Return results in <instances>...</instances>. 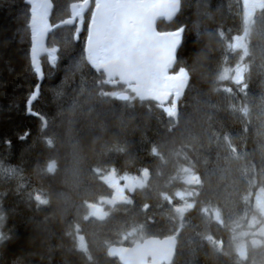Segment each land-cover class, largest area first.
<instances>
[{"label": "trees", "instance_id": "16d2710c", "mask_svg": "<svg viewBox=\"0 0 264 264\" xmlns=\"http://www.w3.org/2000/svg\"><path fill=\"white\" fill-rule=\"evenodd\" d=\"M50 1L55 26L83 0ZM31 15L28 0H0V264H120L106 247L128 244L123 236L129 230L134 241L176 232L171 264H264V242L252 243L264 222L254 204L256 191H264V5L254 13L241 56L231 45L242 28L241 0H179L172 25L182 34L174 67L185 84L174 118L125 85L106 84L102 71L85 61L82 41L71 42L72 26L49 32L47 45L64 48L66 65L77 68L76 88H85L83 117L68 134L78 142L90 187L98 182L97 170L148 173L140 191L101 220H84L59 198L61 186L48 170L54 157L43 139L49 111L27 112L39 83L30 57ZM236 63L244 66L241 81L233 78ZM48 79L43 83L55 82ZM119 92L130 98L117 99ZM42 102L51 113L59 105L48 96ZM189 170L198 192L179 222L168 195ZM41 195L47 204L39 202ZM240 242L244 257L236 251Z\"/></svg>", "mask_w": 264, "mask_h": 264}, {"label": "rangeland", "instance_id": "374dc122", "mask_svg": "<svg viewBox=\"0 0 264 264\" xmlns=\"http://www.w3.org/2000/svg\"><path fill=\"white\" fill-rule=\"evenodd\" d=\"M121 0L117 1L120 2ZM242 1V28L240 32L232 39V47L240 50L241 56L247 51V37L250 31L254 13L257 9L264 5V0H241ZM32 8L31 15V50L37 57V63L42 68V74L35 91V95H31L27 112L29 110L33 114H38L37 110L49 111L44 116L45 131L43 139L47 144L49 153L52 154L54 160L49 164H52V175L55 174L58 185L61 189L58 191L59 198L67 205L74 206L78 211V215L82 216L84 220H88L89 213L87 209L88 203H99L101 205H113L119 198V188L123 186L122 180L130 181L132 187H134L135 193L139 192L148 177V173L145 170L135 174L118 173L113 169L105 170L102 173L97 170L98 182L93 184L91 178L85 173L79 156V146L75 137L69 138V132L72 129V124H76L77 121L83 117V106L85 105L86 98L82 97L86 92L84 87L76 88V79L74 77L77 68H71L70 64L65 62L64 48L62 46L53 44L47 45V36L56 26L68 25L72 26V43L76 41H82L83 43V56L87 62V56L85 54V41L88 33V25L91 18V6L84 10L82 8V1L76 2L71 5V16L67 21L61 22L53 26L47 16L50 15L52 3L50 0H45L42 9L39 10L40 4L38 0H28ZM93 1L90 0V4ZM176 10L179 7V0H175ZM46 15V19H44ZM48 20V21H47ZM181 30V29H180ZM63 57V58H62ZM66 57V56H65ZM68 59V55L66 57ZM88 63V62H87ZM79 64V60L75 62V66ZM89 64V63H88ZM95 65V64H93ZM47 66V67H46ZM90 66V65H89ZM95 71H100L99 67L95 66ZM50 71L46 75V69ZM125 69V63H116L115 69L106 68L102 73L105 76L104 82L110 86H116L117 84L125 85V88L132 90L134 97L140 99L152 100L154 105L162 109L165 115L171 118L175 117L176 105L181 96L184 84L185 74L179 70L176 75L177 87L172 88L171 92L160 91V86L153 84L140 85L136 83L137 78L128 75ZM230 71V69L228 70ZM227 70L225 71L228 74ZM233 78L236 81H241L244 66L236 63L233 69ZM52 78L54 83H43L44 80ZM89 80V79H88ZM97 84V83H95ZM159 88V89H158ZM90 89L87 90V94L90 93ZM77 94V96H76ZM44 96H48L50 100L59 103L58 108L54 106L52 113L47 103L43 104L42 100ZM84 104V105H83ZM50 114V115H49ZM55 117V118H54ZM64 136V140H58L59 137ZM50 147V148H49ZM68 177V178H67ZM199 180L195 173L192 171H186L181 178L177 179L173 183L172 191L168 195L172 213L177 216L178 221L185 220V213L191 209L194 205L192 197L196 195ZM79 197L80 200H79ZM90 197H95L96 202L89 201ZM38 200L42 204L48 203V197L41 195ZM254 204L260 213L264 217V191L259 189L254 194ZM210 206H214V203H210ZM115 207H108L106 213ZM215 210V218L219 220ZM134 230H129L127 235L123 236V240L127 239L128 243L133 242ZM176 236V232L173 234ZM143 236H141L142 239ZM145 237V236H144ZM143 237V238H144ZM263 237V239H260ZM263 240V241H262ZM124 242V241H122ZM264 242V222L260 224L257 230H255V238L252 239V243L255 246H260ZM78 248L85 249L84 240H79ZM236 251L240 256H245L247 253L246 244L240 242L236 246Z\"/></svg>", "mask_w": 264, "mask_h": 264}, {"label": "water", "instance_id": "95a60500", "mask_svg": "<svg viewBox=\"0 0 264 264\" xmlns=\"http://www.w3.org/2000/svg\"><path fill=\"white\" fill-rule=\"evenodd\" d=\"M92 1V4H90V0L82 1V8L84 10L91 6V18L85 41L86 60L93 69H96L94 66H97L100 71H104V69L109 68L102 62L103 56L109 47V36L111 35L114 39L117 38L118 33H120L121 23L125 20L129 22L133 14L139 13V8L137 5L132 4L114 5L111 0ZM124 1L131 2L133 0ZM38 2L40 10L45 0H38ZM161 6L160 3H157L151 7L152 19L149 24L151 30L148 33V36L152 38V42L149 44L151 49L145 48V51L142 52L145 56L144 59L153 61V48H157L158 46L161 48V39L168 44V50L165 51V61L162 65L155 63L158 69L168 63H175L176 52L180 45L182 34L181 30L161 35L155 33L153 25L155 19L163 13L157 10ZM45 17L46 15H44V19H46ZM47 17L49 19V16ZM102 21L103 27H101ZM115 97L119 100H127L129 94L127 92H119ZM87 209L89 215L98 220L104 219L106 216L104 209L97 203H88ZM176 247L177 237L173 234L161 237L146 236L128 244H110L106 247V254L110 258L116 259L120 264H171L176 254Z\"/></svg>", "mask_w": 264, "mask_h": 264}, {"label": "flooded vegetation", "instance_id": "af4514ba", "mask_svg": "<svg viewBox=\"0 0 264 264\" xmlns=\"http://www.w3.org/2000/svg\"><path fill=\"white\" fill-rule=\"evenodd\" d=\"M138 1L141 2H130V4L138 6L139 13L133 14L129 20V27L123 37V42L120 44L117 43L120 38V33H118V37L115 39L110 35L109 47L107 48L106 54L103 56L102 62L109 68L113 69H115L116 63H125V69L128 70L126 72L128 75L144 80L145 84L154 83L156 86H160V89L158 88L160 91L167 93L171 92L172 88L178 86L176 75L179 70L175 69V63H168L159 69L156 66V64L162 65L165 61V51L168 50V44L161 39V48L158 46L157 48H153V51L151 50L153 61L144 59L145 56L142 52L145 51V48L151 49L149 44H146L143 41V37L148 36L149 30H151V28H149L152 19V13L150 10H152L151 7L157 3H160L163 6L159 7L157 10L163 13L155 19L153 25L155 33L161 35L180 31L172 25L173 17L177 11L175 0ZM48 170H52V165L48 167ZM121 183H123V186L122 188H119V198L115 204L101 205L97 203L104 209L105 213L108 207H118L125 204L134 195L136 189L132 187L130 181L122 180ZM89 218L92 219L94 217L89 215ZM75 231L79 240H83L81 228L75 226Z\"/></svg>", "mask_w": 264, "mask_h": 264}, {"label": "snow or ice", "instance_id": "6c2138e0", "mask_svg": "<svg viewBox=\"0 0 264 264\" xmlns=\"http://www.w3.org/2000/svg\"><path fill=\"white\" fill-rule=\"evenodd\" d=\"M101 27H103V21H102ZM128 27H129V24H128L127 20H125L124 22L121 23V25H120V38L117 41L118 44L123 42V37H124L125 33L127 32ZM143 41L146 44H151L152 38L149 36H145V37H143ZM30 57H31V63H32L33 69H34L35 73L37 74V78H40V76L42 74V68L38 65L37 57L34 54L33 50H30ZM34 95H35V92H33V96ZM29 111H30V114H32L31 110H29Z\"/></svg>", "mask_w": 264, "mask_h": 264}, {"label": "bare ground", "instance_id": "6f19581e", "mask_svg": "<svg viewBox=\"0 0 264 264\" xmlns=\"http://www.w3.org/2000/svg\"><path fill=\"white\" fill-rule=\"evenodd\" d=\"M119 0H111L112 4L116 5V4H130V2L128 1H124V0H121L120 2H117ZM133 2H141V1H138V0H133ZM94 68H96L94 66ZM38 79V78H37ZM136 83L140 84V85H143L145 84V81L144 80H141V79H137L136 80ZM152 84V83H151ZM50 115V114H49ZM55 118V117H54ZM50 148V147H49ZM32 155V154H31ZM51 155V154H50ZM195 161V160H194ZM90 173V172H89ZM68 178V177H67ZM211 178V177H210ZM242 183V182H241ZM240 186V185H239ZM230 228V227H229ZM230 237V236H229ZM205 241V240H204ZM233 247V246H232ZM251 250V249H250ZM255 252V251H254ZM257 253V252H256ZM214 261V260H213Z\"/></svg>", "mask_w": 264, "mask_h": 264}]
</instances>
